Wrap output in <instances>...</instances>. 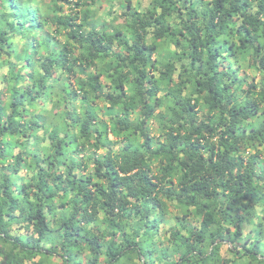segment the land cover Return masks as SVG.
Instances as JSON below:
<instances>
[{
	"label": "clouds",
	"instance_id": "obj_1",
	"mask_svg": "<svg viewBox=\"0 0 264 264\" xmlns=\"http://www.w3.org/2000/svg\"><path fill=\"white\" fill-rule=\"evenodd\" d=\"M0 264H264V0H0Z\"/></svg>",
	"mask_w": 264,
	"mask_h": 264
}]
</instances>
